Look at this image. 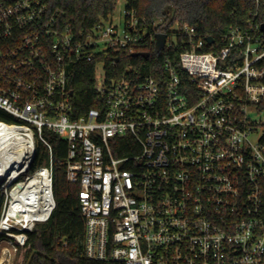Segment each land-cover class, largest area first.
Instances as JSON below:
<instances>
[{
	"label": "built area",
	"instance_id": "built-area-1",
	"mask_svg": "<svg viewBox=\"0 0 264 264\" xmlns=\"http://www.w3.org/2000/svg\"><path fill=\"white\" fill-rule=\"evenodd\" d=\"M113 16L73 33L45 0H0V109L16 118L0 120L14 143L0 150V251L6 238L25 248L57 207L48 129L67 140L86 258L264 264L262 23L247 20L209 43L187 21L150 31L133 9L121 27ZM150 40L158 51L187 47L177 62L164 58L160 78L135 65L107 72L106 59L115 67ZM93 60L104 75L95 70V105L78 114L72 70ZM41 145L48 160L32 171Z\"/></svg>",
	"mask_w": 264,
	"mask_h": 264
},
{
	"label": "trees",
	"instance_id": "trees-1",
	"mask_svg": "<svg viewBox=\"0 0 264 264\" xmlns=\"http://www.w3.org/2000/svg\"><path fill=\"white\" fill-rule=\"evenodd\" d=\"M54 10L64 12L63 24L74 32L90 28L101 18L113 14L119 0H45ZM125 9L136 11L143 26L150 31L166 29L175 19L194 25L203 37L213 36L219 40L232 26L256 20L264 23V0L259 5L256 0H126ZM186 44L180 42L171 50H156L155 41H147L136 51H128L120 56L117 66H111L106 59L107 72L119 76L126 65L139 66L146 73L160 78L164 73V58L177 62ZM141 52H149L144 57ZM97 60L74 65L71 88L79 113L95 105V68ZM11 114L1 111L0 120L15 121ZM45 135L53 147V190L56 206L47 222L39 223L29 232L28 244L23 248L22 264H124L117 261L88 259L84 255L85 220L79 207V185L67 180L65 160L68 144L64 137L46 129ZM48 160L43 145L31 164L30 170ZM3 195H0V211ZM2 236H0L1 238Z\"/></svg>",
	"mask_w": 264,
	"mask_h": 264
},
{
	"label": "rangeland",
	"instance_id": "rangeland-1",
	"mask_svg": "<svg viewBox=\"0 0 264 264\" xmlns=\"http://www.w3.org/2000/svg\"><path fill=\"white\" fill-rule=\"evenodd\" d=\"M125 1L126 0H119L116 6V9L114 11V22L116 24H119L120 27L123 24L124 21V12H125ZM98 70H96L97 78L102 77L104 75V67L102 64L98 65ZM7 238L3 240L1 251H0V256H6L5 257V262L6 264H22L23 262V249L19 250H14L12 246L7 242ZM5 247H9L10 250L2 255V249Z\"/></svg>",
	"mask_w": 264,
	"mask_h": 264
},
{
	"label": "bare ground",
	"instance_id": "bare-ground-1",
	"mask_svg": "<svg viewBox=\"0 0 264 264\" xmlns=\"http://www.w3.org/2000/svg\"><path fill=\"white\" fill-rule=\"evenodd\" d=\"M11 134H12V131L9 129V127L0 124V150H3L4 148H9L10 145L11 147L14 146V143L12 144L10 143V140H12ZM1 161H2V167L0 169V176H4L7 171V169H5L6 163H5V160H1ZM18 161L19 160H17L16 158L15 164H18ZM15 172L16 171L12 172L11 174H15ZM5 257L6 256L4 255L0 256V264H6Z\"/></svg>",
	"mask_w": 264,
	"mask_h": 264
},
{
	"label": "water",
	"instance_id": "water-1",
	"mask_svg": "<svg viewBox=\"0 0 264 264\" xmlns=\"http://www.w3.org/2000/svg\"><path fill=\"white\" fill-rule=\"evenodd\" d=\"M261 29L262 30H264V23H262L261 24ZM157 37H156V47L158 48V49H160V48H162L163 46H164V44H165V41H166V34L165 33H158L157 35H156ZM208 39V42L209 43H212V42H214V37L212 36H208L207 37ZM142 53V55L144 56V57H148L149 55H150V53L149 52H141ZM62 264H71V263H62Z\"/></svg>",
	"mask_w": 264,
	"mask_h": 264
},
{
	"label": "flooded vegetation",
	"instance_id": "flooded-vegetation-1",
	"mask_svg": "<svg viewBox=\"0 0 264 264\" xmlns=\"http://www.w3.org/2000/svg\"><path fill=\"white\" fill-rule=\"evenodd\" d=\"M62 263H68V262L64 261V262H62ZM62 263H61V264H62Z\"/></svg>",
	"mask_w": 264,
	"mask_h": 264
}]
</instances>
